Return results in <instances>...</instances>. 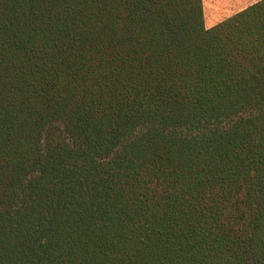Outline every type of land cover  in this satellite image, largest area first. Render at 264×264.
<instances>
[{
    "label": "trees",
    "instance_id": "1",
    "mask_svg": "<svg viewBox=\"0 0 264 264\" xmlns=\"http://www.w3.org/2000/svg\"><path fill=\"white\" fill-rule=\"evenodd\" d=\"M0 264H264V0H0Z\"/></svg>",
    "mask_w": 264,
    "mask_h": 264
},
{
    "label": "crops",
    "instance_id": "2",
    "mask_svg": "<svg viewBox=\"0 0 264 264\" xmlns=\"http://www.w3.org/2000/svg\"><path fill=\"white\" fill-rule=\"evenodd\" d=\"M260 0H203L204 22L212 28Z\"/></svg>",
    "mask_w": 264,
    "mask_h": 264
}]
</instances>
